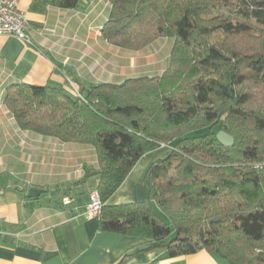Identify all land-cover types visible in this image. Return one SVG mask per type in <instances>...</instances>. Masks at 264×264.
I'll return each instance as SVG.
<instances>
[{"label": "trees", "instance_id": "obj_1", "mask_svg": "<svg viewBox=\"0 0 264 264\" xmlns=\"http://www.w3.org/2000/svg\"><path fill=\"white\" fill-rule=\"evenodd\" d=\"M108 1V44L138 52L173 41L163 74L90 86L82 99L14 85L7 110L24 131L94 149L97 169L85 167L72 186L95 180L101 231L148 240L170 258L206 251L264 264V0ZM53 4L72 9L78 0ZM223 127L230 147L216 140ZM161 145L172 150L146 170L149 200L107 205Z\"/></svg>", "mask_w": 264, "mask_h": 264}, {"label": "crops", "instance_id": "obj_2", "mask_svg": "<svg viewBox=\"0 0 264 264\" xmlns=\"http://www.w3.org/2000/svg\"><path fill=\"white\" fill-rule=\"evenodd\" d=\"M53 1L20 0L31 45L0 36V264H230L206 251L170 258L148 240L101 231L99 217L84 212L95 180L72 186L85 167L97 169L94 149L18 127L5 106L14 85H51L72 95L69 80L81 94L97 84L160 76L168 65L170 39L138 52L103 39L108 0H78L72 9ZM171 150L161 145L144 155L107 205L147 202L146 170ZM30 189L38 196L29 198Z\"/></svg>", "mask_w": 264, "mask_h": 264}, {"label": "built area", "instance_id": "obj_3", "mask_svg": "<svg viewBox=\"0 0 264 264\" xmlns=\"http://www.w3.org/2000/svg\"><path fill=\"white\" fill-rule=\"evenodd\" d=\"M20 0H0V36L15 37L25 45H31L30 39L26 33L28 20L24 12L19 10ZM69 90L72 96L82 99L71 81L67 80ZM102 202L98 193L94 190L89 195V202L85 207V215L99 217Z\"/></svg>", "mask_w": 264, "mask_h": 264}, {"label": "water", "instance_id": "obj_4", "mask_svg": "<svg viewBox=\"0 0 264 264\" xmlns=\"http://www.w3.org/2000/svg\"><path fill=\"white\" fill-rule=\"evenodd\" d=\"M216 140L225 147H230L233 144V139L228 135V129L223 127L221 131L216 134ZM27 196L29 198H35L38 196V193L35 189H30ZM147 247H144L140 250H146Z\"/></svg>", "mask_w": 264, "mask_h": 264}, {"label": "rangeland", "instance_id": "obj_5", "mask_svg": "<svg viewBox=\"0 0 264 264\" xmlns=\"http://www.w3.org/2000/svg\"><path fill=\"white\" fill-rule=\"evenodd\" d=\"M167 42L170 43V44H172V40H171V39L168 40ZM167 52H168V48H167ZM214 131H215V130H214ZM204 133H205V130H202V131H198V132L192 133V134L188 135V137L199 136V135H202V134H204ZM155 211H156V213L158 214V216H160V217H162L163 219H165L164 216H163V215L161 214V212L159 211V209L156 208Z\"/></svg>", "mask_w": 264, "mask_h": 264}]
</instances>
